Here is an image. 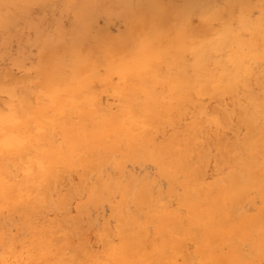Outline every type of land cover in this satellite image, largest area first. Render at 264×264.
I'll list each match as a JSON object with an SVG mask.
<instances>
[{"label":"rangeland","instance_id":"obj_1","mask_svg":"<svg viewBox=\"0 0 264 264\" xmlns=\"http://www.w3.org/2000/svg\"><path fill=\"white\" fill-rule=\"evenodd\" d=\"M219 28L228 33L224 49L208 65L212 76L217 80L220 74L213 65L234 71L229 57L239 49L244 51L239 67L251 69L247 87L230 95L228 106L208 98L210 85L179 78L174 61L196 39H216ZM262 48L264 0H45L35 2L26 18L0 25V88L15 91L11 97L0 94V264H258L256 231L247 226L261 205L258 191L248 183V170L216 164L222 156L210 145L214 136L225 148L244 136L246 128L233 116L236 109L264 133ZM250 51L259 58L249 57ZM148 65L159 72L149 86L122 74L125 69L138 74ZM24 96V109H33L29 117L18 98ZM207 101L229 120L215 118ZM62 104L70 107L69 116L58 114ZM194 105L201 116L189 112ZM246 105L257 111L245 110ZM125 115L132 116L133 131L118 121L120 127L106 128ZM133 146L142 151L132 154ZM236 171L245 182L241 202L230 205L236 211L231 223L243 222L244 233L222 240L219 232H202L195 224L216 212L215 203ZM192 193L195 198L188 197Z\"/></svg>","mask_w":264,"mask_h":264},{"label":"bare ground","instance_id":"obj_2","mask_svg":"<svg viewBox=\"0 0 264 264\" xmlns=\"http://www.w3.org/2000/svg\"><path fill=\"white\" fill-rule=\"evenodd\" d=\"M43 1L45 0H0V25L1 26H5V27H8L9 24H11L12 22H15V21H18L22 18H26L27 16V13L29 11V9L33 6V4H35V2H38V3H43ZM218 7V6H217ZM122 12V11H121ZM137 13V12H136ZM158 17V16H157ZM210 17V16H209ZM221 17V16H220ZM207 20V19H206ZM211 20V18H210ZM214 20V19H213ZM24 22V20H23ZM210 23V22H209ZM245 23V22H244ZM218 24V23H217ZM223 24V23H222ZM164 25V24H163ZM254 27H255V23L253 24ZM134 26V25H133ZM223 27V25H221ZM187 27V26H186ZM239 27V26H238ZM185 28V27H184ZM211 28V27H210ZM209 28V29H210ZM139 29V28H138ZM213 29V28H212ZM220 29V28H219ZM233 29V28H232ZM221 30V29H220ZM237 30V28H236ZM145 31V30H143ZM155 32V31H154ZM218 32V31H217ZM248 32V31H247ZM182 33V32H181ZM228 33V30L225 29V30H221L220 31V34L217 36L216 39H196L198 40L197 42L193 43V45H190V47L188 48L187 51H184V52H180V53H176L175 54V57H174V61H175V65H176V68L178 69L179 71V78H182V79H187L191 82H193L194 84H197V85H210V87L212 88V91H211V88L209 89V91L206 93L208 98H215V99H218V101L220 102V104H222L223 106H228V103H230V95L240 91L242 92L245 87H247V84H246V80H245V76H248V75H251V69L248 68L246 70H244L242 67H239V65L242 64L243 60H244V53L242 54V52L244 51H240L237 50L236 52H234L230 57H229V61L233 64V65H236V66H233L234 68V71H230L227 69L226 66H222L221 64H219L218 66H214V68H216L217 72H219V76L216 80L215 77L212 76V71L209 70L210 66L209 63L213 62L212 60V57L214 56L215 53L219 52V49H224L223 47V43H222V40L225 38L226 34ZM246 33V32H244ZM251 33V32H250ZM137 34V33H136ZM143 34V33H142ZM211 34V33H209ZM148 35V34H147ZM170 35V34H169ZM230 35V34H229ZM136 36V35H135ZM150 35H148L149 37ZM212 36V35H211ZM209 37V36H208ZM142 38V37H141ZM206 38V37H205ZM213 38V37H212ZM148 39V38H146ZM177 39V38H176ZM149 40V39H148ZM166 40V39H165ZM230 40V39H228ZM132 41V40H131ZM150 41V40H149ZM217 41L219 42V44L215 45L214 46V42ZM225 41V40H224ZM223 41V42H224ZM251 41V40H250ZM260 41V40H259ZM257 40V42H259ZM262 41V40H261ZM113 42V41H112ZM245 42V41H244ZM254 42V41H253ZM134 43V42H133ZM147 43V42H145ZM187 43V42H186ZM227 43V42H226ZM241 43V42H240ZM261 46H263L262 42H259ZM143 44V43H142ZM141 43L139 45H142ZM154 44V42H153ZM225 44V43H224ZM228 44V43H227ZM245 44V43H244ZM247 45V44H246ZM136 46V45H135ZM245 46V45H244ZM243 46V47H244ZM101 47V46H100ZM138 47V46H137ZM238 47V46H237ZM241 47V46H240ZM248 47V46H247ZM253 47V46H252ZM251 47V48H252ZM145 48V47H144ZM235 49V48H233ZM237 49V48H236ZM264 48H262L263 50ZM115 50V49H114ZM113 50V51H114ZM143 50V49H142ZM232 50V48H231ZM249 50V49H248ZM108 51V50H107ZM140 51V50H139ZM139 51H136L138 53H135V54H138L139 55ZM147 51H148V48H147ZM230 51V49H229ZM235 51V50H234ZM246 51V50H245ZM103 52V51H102ZM112 52V51H110ZM151 52V51H150ZM155 52V51H153ZM160 52V51H159ZM264 52V50H263ZM91 52H89L90 54ZM104 53V52H103ZM126 54V53H125ZM152 54V53H151ZM160 54V53H159ZM158 54V55H159ZM91 55V54H90ZM111 55V54H110ZM146 55V54H145ZM229 55V53L227 54ZM248 55V54H247ZM87 56V55H86ZM125 56V55H124ZM143 56V55H142ZM154 56V55H153ZM113 57V56H112ZM136 57V56H134ZM145 57V56H144ZM158 57V56H157ZM249 57H254V58H259V54L254 52V51H250L249 52ZM128 58V57H127ZM132 58V57H131ZM137 58V57H136ZM160 58V57H159ZM248 58V57H246ZM253 58V59H254ZM106 59V58H105ZM113 59V58H112ZM124 59V58H123ZM250 61H252L251 58H249ZM249 59L247 61H249ZM255 59V60H256ZM143 60V58H142ZM163 60V59H162ZM225 60H227L225 58ZM77 61V60H76ZM79 61V59H78ZM112 60H110L111 62ZM132 61V60H131ZM93 61H91L90 63H92ZM107 62V61H106ZM123 62V61H122ZM144 63L145 60L143 61ZM163 62V61H162ZM245 62V61H244ZM128 63V61H127ZM150 63V62H148ZM155 63V62H154ZM161 63V62H160ZM211 63V64H212ZM251 63V62H249ZM131 64V63H130ZM128 64V65H130ZM136 64V63H135ZM229 64V63H228ZM86 65V64H85ZM127 65V66H128ZM142 65V64H141ZM155 65V64H154ZM88 66V65H87ZM113 66V65H112ZM137 66V65H136ZM162 66V64H161ZM59 68V66H57ZM123 67V66H122ZM141 67V66H140ZM155 66H152V65H148L146 66V70H141L140 73L138 74H135V75H132L130 74L129 72V69H125L124 70V73L122 72V74L125 75L126 79H129V78H135L136 79V84L137 85H140V86H149L151 85V83H153L154 81H156L159 76V72L157 69L154 68ZM158 67V66H157ZM230 67V66H229ZM127 68V67H126ZM144 68V69H145ZM231 68V67H230ZM51 69V68H49ZM119 69V68H118ZM122 69V68H121ZM131 69V68H130ZM155 69V70H154ZM41 69H39L40 71ZM47 70V69H46ZM83 70V69H82ZM101 70V69H100ZM109 70V69H108ZM116 70V69H115ZM140 70V69H138ZM137 70V71H138ZM52 71V69H51ZM55 71V70H54ZM66 71V70H65ZM114 71V70H113ZM112 71V72H113ZM118 71V70H117ZM123 71V70H122ZM171 71V70H169ZM44 72V71H43ZM49 72V71H48ZM120 72V71H119ZM139 72V71H138ZM46 75L47 74V71L45 72ZM44 74V75H45ZM50 74V72H49ZM39 75V73H38ZM43 75V74H41ZM40 75V76H41ZM43 75V76H44ZM51 75V74H50ZM108 76V75H107ZM13 77V76H12ZM47 77V76H46ZM122 77V76H121ZM53 78L57 79V78H60L58 77L57 75L53 76ZM51 78V79H53ZM119 78V77H118ZM214 80H213V79ZM43 79V78H42ZM50 79V80H51ZM90 79V78H89ZM110 79V78H109ZM123 79V78H122ZM75 80V79H74ZM134 80V79H132ZM211 80H213V82H211ZM77 81V80H76ZM87 81V79H86ZM89 81V80H88ZM108 81V80H107ZM120 81V80H119ZM124 81V80H123ZM129 81H131V79H129ZM185 81V80H183ZM59 82H61L64 86L69 84L67 81H61L59 80ZM81 82V81H80ZM84 82V81H83ZM127 82V81H126ZM125 82V83H126ZM166 82V81H165ZM49 83V81H48ZM47 83V84H48ZM78 83V82H77ZM123 83V82H122ZM131 83V82H130ZM130 83H128L130 85ZM159 83V82H158ZM31 84V83H29ZM46 84V85H47ZM26 85V84H25ZM39 85V84H38ZM46 85H44L46 87ZM77 85V84H76ZM75 85V86H76ZM42 86L39 85L38 87ZM48 86V85H47ZM60 86V85H59ZM85 86V85H84ZM44 87V88H45ZM81 87V86H80ZM101 87V86H100ZM124 87V86H123ZM151 87V86H150ZM187 87V86H186ZM208 87V86H207ZM67 88V87H66ZM70 88V86H69ZM116 88V87H115ZM118 88V87H117ZM148 88V87H146ZM155 88V87H154ZM75 89L77 90V88L75 87ZM2 89L0 88V94L6 96V97H11V95H13L15 93V91L11 92V91H1ZM41 90V89H40ZM72 89H70V92H71ZM81 90V88L79 89ZM104 90V89H103ZM118 90V89H117ZM133 90V89H132ZM200 90V88H199ZM82 91V90H81ZM80 91V92H81ZM56 92V91H54ZM69 92V91H68ZM69 92V93H70ZM73 92V90H72ZM79 92V93H80ZM64 93V92H63ZM39 94V93H38ZM73 94V93H72ZM103 94V93H102ZM42 95V94H41ZM46 95V94H45ZM69 95V94H68ZM57 96V95H56ZM71 96V95H69ZM74 95H72L73 97ZM40 97V96H39ZM45 97V96H44ZM55 97V95H54ZM141 97V96H140ZM144 97V96H143ZM19 98V101L21 103V107L24 109V105L26 103H28L27 99L25 98V96L22 98V97H18ZM35 98V96L33 97ZM43 98V96H42ZM47 98V97H46ZM127 98V97H126ZM135 98V97H134ZM133 98V99H134ZM6 99V98H5ZM8 99V98H7ZM41 99V98H39ZM89 99V97L87 98ZM93 99V98H92ZM140 99V98H139ZM47 100V99H46ZM65 100V99H64ZM127 100V99H126ZM145 100V99H144ZM226 100H229V102L227 103ZM6 101V100H5ZM10 101V100H9ZM12 101H15V100H12ZM38 101V99H37ZM71 101V100H70ZM74 101V100H73ZM83 101V100H82ZM89 101V100H88ZM131 101V100H130ZM128 101V102H130ZM213 101V100H212ZM212 101H207V104H206V110L207 109H211V113L216 116L215 118H218L220 121L222 122H227L228 119V116L223 112H219V110L215 108L216 105H214ZM7 102V101H6ZM68 102V101H67ZM84 102V101H83ZM125 102V101H124ZM39 103V102H38ZM132 103V102H131ZM15 104H16V101H15ZM67 104V103H66ZM70 105V103H68ZM88 104V103H87ZM19 105V104H18ZM42 105V104H41ZM74 105V104H73ZM72 105V106H73ZM44 105H42L43 107ZM65 105L62 104L61 108L58 110V114L60 115H64V116H67L68 113L71 111L70 110V107H63ZM71 106V105H70ZM17 107V106H16ZM201 107V106H200ZM222 107V106H221ZM18 108V107H17ZM21 108V109H22ZM134 108V106H133ZM144 108V107H143ZM142 108V109H143ZM204 108V107H203ZM203 108L201 107V112L203 111ZM15 109V108H13ZM19 109H20V106H19ZM20 109V110H21ZM85 109V108H84ZM245 110H249V111H252V112H256L257 109L255 106L253 105H246ZM17 111H19L18 109H16ZM28 110H33L31 108H27V109H24L25 114H27V117L33 115L31 114L30 112H28ZM189 112L190 113H194L195 115L199 116L201 113L199 112L198 110V107L197 106H191L189 107ZM224 109H220V111H224ZM78 111V110H77ZM82 111V110H81ZM80 111V115H82L83 119H86L85 116L88 118V119H91L92 121L90 122H93V116L88 114V112H83L81 113ZM85 111V110H84ZM236 112H234L233 116H235L237 122L245 129L246 133L244 134V136L241 138V140L237 143H234L230 146V144H228L230 147L228 148H225L224 145H223V142L222 140H219L217 138V136H214L213 139L211 140L212 142V145L211 148L213 150V152L215 153H218L220 154V156H222L221 159H218L216 160L215 159V163L218 164L219 163H226L234 168H236L237 170H248L246 171L245 173L248 174V176H246L247 180H248V183L250 182L251 184L254 185V188L258 191L257 194L259 195L260 199H261V205L259 206L258 210L256 211L255 215L252 217V220L251 222L247 221V226L248 227H251L253 226L255 228V231H256V237H255V242L254 244L256 245V248L253 249V250H257L255 251L256 253V261L258 264H264V169L261 168L262 165H264V133H261V132H258L257 129H255V125L254 124H250L247 122L246 120V117H245V111L241 110V109H236L235 110ZM21 112V113H22ZM133 112V110H132ZM185 112V111H184ZM187 112V111H186ZM227 112V111H226ZM39 113V112H38ZM57 113V112H56ZM103 113V112H101ZM127 114H131V111H127L126 112ZM14 114V112H13ZM20 114V113H19ZM53 114V113H52ZM55 114V113H54ZM76 114V113H75ZM133 114V113H132ZM205 114V113H204ZM3 116V113L1 114ZM6 115V114H5ZM17 114H15L14 118L16 117ZM22 115V114H21ZM71 115H74V113H71ZM248 115V114H247ZM38 117V115H36ZM56 116V115H55ZM59 116V115H58ZM57 116V117H58ZM62 116V117H64ZM69 116V115H68ZM143 116V115H141ZM146 116V115H145ZM201 116V115H200ZM21 117V116H19ZM26 117V116H25ZM54 117V116H53ZM111 117V116H110ZM149 116H147V118L145 119H148ZM65 118V117H64ZM113 119V117H111ZM109 118V119H111ZM143 118V117H142ZM152 118V117H151ZM150 118V119H151ZM111 119V120H112ZM117 119V120H116ZM135 119V118H134ZM141 119V118H140ZM160 119H162L160 117ZM38 120V119H37ZM144 120V119H142ZM34 122V118L32 120ZM64 121V120H63ZM109 121V120H107ZM121 126V128H128L130 129L131 131H133V125H132V116L131 115H125V116H120V117H116L115 119H113L112 123L108 124L106 126V128H111V126ZM151 121V120H150ZM15 122V121H14ZM136 122V121H135ZM145 122V121H144ZM4 123V122H3ZM2 123V124H3ZM16 123V122H15ZM53 123V122H51ZM65 123V122H64ZM106 124V122H104ZM148 121H146L145 123H143V126L147 125ZM137 124V123H136ZM150 124V123H149ZM207 124L210 126L212 123L210 121V123L207 122ZM215 124V123H214ZM213 124V126H215ZM61 125V124H60ZM187 125V124H185ZM4 126V124H3ZM11 126V125H10ZM13 126V125H12ZM35 126V125H34ZM37 126V125H36ZM96 126V125H95ZM119 126V127H120ZM218 126V125H217ZM49 127V126H48ZM97 127V126H96ZM219 127V126H218ZM258 127V126H257ZM36 128V127H35ZM39 129V128H38ZM42 129V128H40ZM120 129V128H119ZM37 130V129H36ZM52 130V128H51ZM6 131V130H4ZM131 131H128V132H131ZM194 131V130H193ZM36 132V131H35ZM38 132V131H37ZM40 132V131H39ZM101 132V131H100ZM192 133V132H191ZM194 133V132H193ZM33 134V133H32ZM31 134V135H32ZM97 135V134H96ZM100 135V134H98ZM105 135V134H104ZM9 136V135H8ZM7 136V137H8ZM102 136V135H101ZM100 136V138H101ZM108 136V135H107ZM32 137V136H31ZM103 137V136H102ZM27 138V137H26ZM30 138V137H28ZM27 138V139H28ZM104 138V137H103ZM106 138V137H105ZM26 139V140H27ZM25 140V139H24ZM25 140V141H26ZM37 140V139H35ZM104 140V139H103ZM101 140V141H103ZM23 141V140H22ZM29 143V142H28ZM68 143V142H67ZM99 143V142H98ZM70 144V143H69ZM102 144V142H101ZM130 144V143H129ZM128 144V146H130ZM187 144V143H186ZM76 147V146H75ZM74 147V148H75ZM130 148H132L130 146ZM129 148V149H130ZM30 149V148H29ZM99 149V148H98ZM187 149H190V148H187ZM142 151V148L140 146H133V149L131 150V153L132 154H135V152H138V151ZM1 152V151H0ZM212 153V152H211ZM35 156V155H34ZM209 156V154H208ZM205 158H208V157H205ZM217 158V157H216ZM218 161V162H217ZM37 162V161H36ZM90 167V166H89ZM92 167V166H91ZM177 167H182V161H179ZM89 169V168H88ZM87 170V169H86ZM96 168H92V171H95ZM200 170H202L200 168ZM90 171V170H89ZM198 171V169H197ZM199 172V171H198ZM203 172V171H202ZM197 173V172H196ZM204 173V172H203ZM233 173V172H232ZM198 174V177H199V173ZM234 175L229 178L226 182V184L224 185V188H225V192L223 193L222 195V198L220 200H218L215 204H216V212L214 214H206L207 217H205L206 219H203L201 217V219L198 220L196 227L197 228H200L203 231H206V232H210L211 230H213L214 232H219L222 236V240L225 239L226 235H233V234H236V233H244V224L243 222H240V223H231V220H232V217L235 216V213L236 211L234 209L231 208V204L232 203H239L240 201V198H241V190H240V187H241V184L244 183L245 181H243L242 177H243V172L242 171H236L235 173H233ZM197 176V175H196ZM99 177V176H98ZM201 179L203 178V175L200 176ZM85 178V177H84ZM87 178V176H86ZM96 179V178H95ZM99 179V178H98ZM205 179V178H204ZM242 179V180H241ZM183 180V179H182ZM206 180L208 179H205V182ZM85 181V180H84ZM222 181L224 182V180L222 179ZM247 182V181H246ZM81 185V184H80ZM202 190V188H201ZM215 190V189H213ZM218 190V189H217ZM247 190V189H246ZM222 191V190H221ZM245 191V190H244ZM243 192V191H242ZM198 193V192H197ZM215 193V192H214ZM106 194V193H105ZM247 194V193H246ZM256 194V195H257ZM200 195V194H199ZM86 196V195H85ZM89 196V195H88ZM220 197V194L218 195ZM244 196V195H243ZM82 197V196H81ZM188 197L190 198H195L194 194L192 193L188 195ZM245 197V196H244ZM87 199V198H86ZM202 200V199H201ZM247 200V199H246ZM210 201V200H209ZM207 202V201H206ZM205 202V203H206ZM224 202H226L225 204V207L222 205ZM241 202V201H240ZM243 202V201H242ZM245 202V201H244ZM204 203V204H205ZM193 204V203H192ZM210 204V203H208ZM190 205V204H189ZM239 205V204H238ZM237 205V206H238ZM206 206V205H205ZM241 206V205H240ZM258 206V205H256ZM133 207V206H132ZM239 207V206H238ZM194 208V207H193ZM197 208V207H196ZM203 211V210H202ZM76 213V212H75ZM171 213V212H170ZM192 214V213H191ZM197 214V212H196ZM24 217V216H23ZM170 217V216H169ZM249 217V216H248ZM171 218V217H170ZM218 218V219H217ZM243 218V217H242ZM17 219V218H16ZM22 220V219H21ZM20 221V220H19ZM49 222V221H48ZM60 222V221H59ZM160 222V221H159ZM239 222V221H238ZM164 223V222H163ZM83 226V225H82ZM192 226V225H190ZM192 229V228H191ZM190 229V230H191ZM196 229V228H195ZM194 230V229H192ZM199 230V229H196V231ZM251 230V229H250ZM234 231H236L234 233ZM102 232V231H101ZM254 232V231H253ZM151 233V232H150ZM191 233V231H190ZM199 233V232H198ZM169 234V233H168ZM185 234V233H184ZM209 234V233H208ZM214 234V233H213ZM212 235V233H211ZM239 235V234H238ZM244 235V234H243ZM246 235V234H245ZM248 235V234H247ZM251 235V234H250ZM157 236V235H156ZM206 236V235H205ZM213 236V235H212ZM253 236V235H252ZM189 236H187L188 238ZM210 237V236H209ZM250 237V236H248ZM193 238V237H192ZM207 238V237H206ZM231 238V237H230ZM234 238V237H233ZM238 238V237H236ZM254 238V237H253ZM252 238V239H253ZM101 239V238H100ZM205 239V238H203ZM209 239V238H208ZM207 239V240H208ZM219 239V236H215L213 237V240H218ZM249 239V238H247ZM179 240V239H178ZM205 240V241H207ZM210 240V239H209ZM238 240V239H237ZM100 241V240H99ZM236 241V240H235ZM19 242V241H18ZM193 242V241H192ZM239 243L241 241H238ZM244 242V241H243ZM252 242V240H251ZM200 243V241H199ZM202 243V242H201ZM209 243V242H208ZM211 243V242H210ZM237 243V242H236ZM235 243V244H236ZM247 243V242H246ZM198 244V243H197ZM203 244V243H202ZM245 244V243H244ZM250 244V243H249ZM253 244V243H252ZM196 245V244H195ZM177 246L178 243H177ZM204 246V245H203ZM209 244H205V248H204V251L202 253V255L204 256V258H206L208 255H209ZM239 246V245H238ZM246 246V245H245ZM244 246V247H245ZM102 247V246H101ZM238 248V247H237ZM250 248V247H249ZM244 249V248H243ZM246 250V249H245ZM183 251V250H182ZM244 251V250H242ZM131 252V251H130ZM248 255V254H247ZM63 256V255H62ZM240 256V255H239ZM246 256V255H245ZM244 256V257H245ZM58 257V256H57ZM54 258V257H53ZM96 258V257H95ZM247 258V257H246ZM254 258V259H255ZM58 259V258H57ZM91 259V258H90ZM251 259V258H250ZM244 260H241L239 262V264L243 262ZM247 261V260H246ZM251 262V261H250ZM62 263V262H61ZM233 264V262H231ZM236 264V262H234ZM180 264V263H179ZM246 264V263H244Z\"/></svg>","mask_w":264,"mask_h":264}]
</instances>
